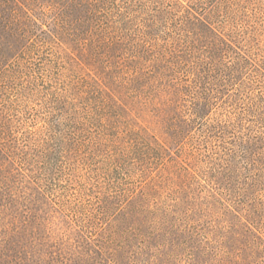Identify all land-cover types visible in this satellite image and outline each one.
Listing matches in <instances>:
<instances>
[{
	"label": "rangeland",
	"instance_id": "1",
	"mask_svg": "<svg viewBox=\"0 0 264 264\" xmlns=\"http://www.w3.org/2000/svg\"><path fill=\"white\" fill-rule=\"evenodd\" d=\"M117 3L123 11L113 16L121 40L112 57L118 98L112 110L94 89H80L77 81L86 72L66 66L64 51L53 45L32 53L31 75L24 70L1 80L0 104L12 108L20 138H45L51 125L70 135L71 124L58 109L63 95L90 117L82 120L77 150L62 173L35 175L51 200L41 213L49 221L39 227L40 236L67 252L81 241L107 244L112 257L106 264H264V84L241 100L231 98L235 84L198 115L194 95L171 98L168 81L152 75L150 0ZM240 14L264 56V0H241ZM52 18L43 21L53 27ZM164 25L157 26L162 35L170 27ZM105 197L112 205L101 213ZM91 212L100 218L97 225L84 224ZM74 253L72 264L102 260Z\"/></svg>",
	"mask_w": 264,
	"mask_h": 264
},
{
	"label": "trees",
	"instance_id": "2",
	"mask_svg": "<svg viewBox=\"0 0 264 264\" xmlns=\"http://www.w3.org/2000/svg\"><path fill=\"white\" fill-rule=\"evenodd\" d=\"M117 1L0 0V94L5 90L2 78L24 70L31 75L32 53L53 45L64 51L67 61L60 55L66 66L86 72V78L77 81L80 89H94L96 98L101 97L105 108L112 110L118 99L112 83L116 66L112 57L121 40L119 22L113 16L120 17L123 11ZM240 2L192 0L185 5L180 0H150L147 54L154 57L149 59L152 75L168 81L171 98L185 100L182 95L187 92L194 95L198 115L205 114L217 94L235 84L238 87L231 98L238 100L244 99V92L264 84V56L257 47L260 41L252 27L241 25ZM51 16L53 27L43 21ZM163 24L170 27L162 35L157 26ZM171 42L174 45L170 46ZM102 50L106 60L99 54ZM177 100L169 101L180 106ZM58 104L59 112L71 124V134L51 125L49 135L40 140L21 134L20 138L12 108L0 104V264H72L73 250L91 258L92 254L99 256V264H106L108 254L112 257L110 249L107 254V244L99 247L94 241H81L84 244L67 252L50 243L52 237L40 236L39 227L49 221L41 213L51 208V200L42 187L44 179L35 175L42 171V176L53 178L62 173L64 161L77 150L74 136L84 131L79 128L84 125L82 120L90 119L77 112L73 101L64 95ZM33 143L37 146L31 148ZM111 205V198L105 197L98 211L107 212ZM99 220L91 212L84 224L94 226ZM109 260L112 264L113 259Z\"/></svg>",
	"mask_w": 264,
	"mask_h": 264
}]
</instances>
